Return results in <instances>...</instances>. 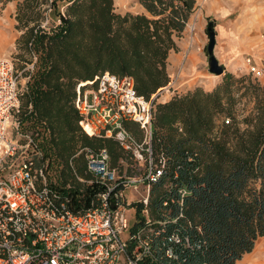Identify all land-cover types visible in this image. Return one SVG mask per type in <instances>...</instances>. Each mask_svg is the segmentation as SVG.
Returning <instances> with one entry per match:
<instances>
[{
    "label": "trees",
    "instance_id": "16d2710c",
    "mask_svg": "<svg viewBox=\"0 0 264 264\" xmlns=\"http://www.w3.org/2000/svg\"><path fill=\"white\" fill-rule=\"evenodd\" d=\"M16 1L21 33L13 65L27 78L23 126L45 123L42 149L62 165L64 178L71 158L83 174V153L73 157L83 147L107 148L110 166L121 172L125 153L118 142L81 129L77 88H93L110 73L130 76L136 93L150 98L170 81L167 57L196 0H140L149 15L117 12L114 0ZM56 1H64V11L42 26L43 6ZM134 124L125 127L139 136ZM152 130L154 161L165 163L150 187L151 254L142 264H236L264 236V85L226 71L209 91L196 86L156 103ZM136 219L132 230L143 223L140 208ZM172 233L181 241H169Z\"/></svg>",
    "mask_w": 264,
    "mask_h": 264
},
{
    "label": "built area",
    "instance_id": "2783aa9c",
    "mask_svg": "<svg viewBox=\"0 0 264 264\" xmlns=\"http://www.w3.org/2000/svg\"><path fill=\"white\" fill-rule=\"evenodd\" d=\"M244 65L254 77L264 74L251 56ZM19 75L13 59L0 56V264H142L151 254L150 187L165 163L163 157L158 162L153 158L152 123L158 94H179L173 87L176 77L169 75V83L148 99L136 93L130 76L104 73L95 87L77 88L74 106L81 129L116 140L127 154L120 160L126 167L121 172L111 167L105 147H83L73 157L83 153L85 175L71 158L64 178L62 165L42 149L41 132L49 135L45 123L38 129L23 126L20 93L25 86ZM30 111L29 104L24 114ZM126 122L138 125L140 139ZM138 208L144 220L132 230ZM168 240L175 243L181 237L172 233ZM165 253L176 257L170 248Z\"/></svg>",
    "mask_w": 264,
    "mask_h": 264
},
{
    "label": "rangeland",
    "instance_id": "374dc122",
    "mask_svg": "<svg viewBox=\"0 0 264 264\" xmlns=\"http://www.w3.org/2000/svg\"><path fill=\"white\" fill-rule=\"evenodd\" d=\"M16 3V0H10L6 3L0 2V56H9L13 59V62L15 60L14 57L20 51L17 49L16 39L21 33L16 28ZM56 11H64V1H56L55 7L53 8L48 4L43 6L42 26H48L50 22H53V19H55L54 13ZM209 21L213 22L215 30V57H219L220 51L228 53L230 60H239L238 64L235 66L234 75H247L251 79L258 80L264 85V74L260 77H254L253 74L247 72L244 65L245 57L251 56L253 62L264 69V0H196L195 9L190 15L188 24L185 27V34H187V48L189 49L190 46H193L197 69L201 70L204 76L197 74L189 84L180 85L178 86L179 88L175 87L176 90L179 91V94L193 89L192 87L202 78L214 79L217 77L208 71V56L206 55L208 36L206 33V26ZM54 23H59L58 19L55 20ZM190 26L192 30L189 28ZM187 52L188 50L182 54L184 60L187 59ZM16 70L20 73L18 68ZM172 72L173 71H170V74ZM189 75L190 74H187V76ZM170 76L172 79L176 74H171ZM26 81V77L19 75L20 85H25ZM209 83H204L206 84L205 87H209ZM157 98L158 102L170 99L162 94H158ZM130 123L132 126H135L134 122ZM139 132L138 130V133ZM137 137L140 138L141 134ZM125 167L126 166L123 165L122 170H124ZM125 195L129 201L131 198L129 190L125 191ZM132 212V208H129L127 211L128 223L130 226L132 225ZM126 235L127 233L123 236L125 237ZM255 250L264 252V236L256 240ZM262 254L263 253H261V262L264 264V255Z\"/></svg>",
    "mask_w": 264,
    "mask_h": 264
},
{
    "label": "crops",
    "instance_id": "0c3cea01",
    "mask_svg": "<svg viewBox=\"0 0 264 264\" xmlns=\"http://www.w3.org/2000/svg\"><path fill=\"white\" fill-rule=\"evenodd\" d=\"M114 6H115V10L117 12H120V13H124L126 11H129L132 13H144L146 15H149V13L146 11L145 7L142 5V3L140 1H133V0L132 1L131 0L117 1V0H114ZM188 21H189V19H188ZM187 24H188V22H187ZM185 32H186V28H184V30L182 31V35L180 37L175 38L177 48H176V50H171L168 54V57H167L166 69H167L168 74L169 75H171V74L175 75L176 74V76H175L176 80L173 83V84H175V85H173L174 87H178L180 85L187 84V83L189 84L190 81L193 80L196 77L195 75H197V74L204 76V73L201 70L197 69L196 59L194 58L195 54L193 51L194 50L193 46L192 47L190 46L189 49L187 48L188 47L187 34H185ZM187 50H188V52H187L188 54L186 56L187 59L184 60L182 54ZM216 57L219 61V64L223 66V69H224L223 74L226 71L232 72V73L235 72V66L238 64L239 60H237V61H234V60L232 61V59L230 60L229 54L226 52H223V51H220L219 57L218 56H216ZM170 71H173V72L170 74ZM187 74H190V75L187 76ZM222 75H214V76H217L214 79L202 78L192 88L199 86V87L203 88L204 90L209 91L220 81V78ZM204 79H207V80H204ZM204 83H209V87H205L206 84H204ZM24 86H26V85H24ZM189 88H191V87H189ZM126 123H130V122H126ZM138 130H139V128H138ZM139 134H141V133L139 132ZM140 138H138V139H140ZM125 158H127L126 153H125L124 157L119 158L118 163L121 164L120 160L125 159ZM78 164L79 163H75V161H74L75 167H78L77 166ZM109 164H110V159H109ZM81 165L84 168L83 159L81 161ZM81 175H85L84 169H83V174H81ZM261 253H263L262 255H264V252H262L260 250H255V245H254L253 249L250 252L245 253L242 256V258L236 262V264H262Z\"/></svg>",
    "mask_w": 264,
    "mask_h": 264
},
{
    "label": "water",
    "instance_id": "95a60500",
    "mask_svg": "<svg viewBox=\"0 0 264 264\" xmlns=\"http://www.w3.org/2000/svg\"><path fill=\"white\" fill-rule=\"evenodd\" d=\"M206 33L208 36V42L206 45V55L208 56V71L214 75L223 74V66L219 64L218 60L214 55V46H215V30L213 27V22L209 21L206 26ZM112 204L115 203V198L111 199Z\"/></svg>",
    "mask_w": 264,
    "mask_h": 264
}]
</instances>
